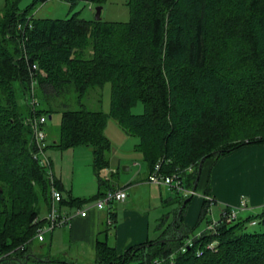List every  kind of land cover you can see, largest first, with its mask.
Here are the masks:
<instances>
[{"label":"trees","instance_id":"1","mask_svg":"<svg viewBox=\"0 0 264 264\" xmlns=\"http://www.w3.org/2000/svg\"><path fill=\"white\" fill-rule=\"evenodd\" d=\"M77 1L69 0L70 5ZM86 1L102 5L106 0ZM127 3L130 16L122 21L84 18L77 11L36 17L30 4L20 8L7 0L0 10V264L23 261L37 226L45 222L36 205L41 197L48 198L49 168L31 146V123L39 114L62 108L58 138L51 144L90 146L99 186L105 181L101 173L108 139L103 129L108 116L137 136L134 148L150 171L159 162L162 172H181L184 184L193 189L207 157L245 143H264V0ZM15 39L27 57L16 58ZM33 63L41 68L40 75ZM105 82L111 84L109 111L87 108L81 96ZM70 92L76 93L79 106L64 101L51 107L49 98ZM137 102L142 111L133 112ZM24 109L30 124L24 122ZM189 165L191 171L186 170ZM54 183L61 192L59 209L65 199L79 204L104 192L99 188L93 196L79 198L67 191L63 197L57 178ZM188 196L175 194L178 207L168 234L119 254L108 237L115 209L107 207L94 263L264 264V208L231 221L221 213L215 229L192 235L182 223ZM203 202L200 217L206 212L207 200ZM250 224L262 228L251 229ZM212 240L217 243L210 247Z\"/></svg>","mask_w":264,"mask_h":264},{"label":"crops","instance_id":"2","mask_svg":"<svg viewBox=\"0 0 264 264\" xmlns=\"http://www.w3.org/2000/svg\"><path fill=\"white\" fill-rule=\"evenodd\" d=\"M86 147L90 148V146ZM92 157L93 153L90 154L89 161L92 171L89 178L92 186L87 191L84 190L85 186L77 191L72 185L68 194L72 197L85 198L98 193L99 188L100 191H105L110 187L128 185L126 198L110 205L115 209V219L109 224L108 237L110 243L115 246L117 254L148 238L158 236L161 230V217L165 214L162 213L161 206L175 202L177 206L173 209L174 213L178 207L175 194L164 184L148 181L149 166L146 163L143 166L137 160L134 161L136 169L133 177L119 173L115 176L117 173L115 159L109 150L105 152L106 167L101 173L105 181L99 186L92 166ZM125 168L130 169V165H125ZM56 178L64 197L66 194H64L62 177L56 176ZM196 180L194 192L188 196L182 217L183 226L189 230L188 232L193 229L196 231L195 227L203 222V226L192 235L206 230L212 219L220 218L225 206H238L243 198L247 206L240 210L246 211L244 214L261 212L259 208L264 201V143H245L219 156L207 157L199 165ZM168 194L169 196L164 198ZM205 194L212 195L215 200L210 207L206 202V212L200 217L205 205L203 202ZM93 199L95 198L79 204H72L65 199L59 204L61 214L68 215V219L45 232L43 240L46 239V233H49L50 250L47 255L40 257L41 261L50 262L56 257L61 264H95L96 239L100 228L104 226L107 207L97 208L92 204ZM87 206L88 211L85 215L78 213L80 208ZM47 211L48 207L41 210L39 216L45 219ZM166 219L168 221V218ZM31 255L37 254L33 250L29 251L23 261L16 259L15 262L27 263ZM66 258L74 261H68Z\"/></svg>","mask_w":264,"mask_h":264},{"label":"rangeland","instance_id":"3","mask_svg":"<svg viewBox=\"0 0 264 264\" xmlns=\"http://www.w3.org/2000/svg\"><path fill=\"white\" fill-rule=\"evenodd\" d=\"M8 2H14L16 6L20 8H24L29 5V10L34 12L36 17H66L71 15L73 12L77 11L78 15L84 18H92L94 17L95 12V4L88 2L86 0H78L73 5H70L69 0H43V1H34V0H7ZM6 0H0V10L3 9ZM130 16V9L127 3V0H106L102 4L100 17L103 20H113V21H122L127 20ZM15 44L17 46L16 58H20L24 55V57L28 56L23 49V44L18 42L15 39ZM41 73V68H39V75ZM17 84V82H16ZM76 93H62L57 97L49 98L52 103V108L57 107L58 104H61L64 101H69L72 103L73 107L79 106V103L76 102ZM81 102L87 107L91 109L102 110L104 112H108L110 109L111 103V84L110 82H105L102 86H94L90 87L86 90V92L81 96ZM41 106L45 107V103H42ZM142 103L137 102L132 106L133 112L142 111ZM61 109L57 107L54 111L46 112V121L44 122V130L46 133L45 145L43 146V150L48 157V160L51 164V171L54 173L52 178L49 176V173L45 174L47 179V193L48 198L43 199L42 197L37 202V207L41 210L46 209L49 206L50 192L51 186L56 180V176H61L62 181L64 183V194L72 187L75 190H79L85 186L84 190H88L91 186V165H90V154H92V148H87L86 146H70V147H61L57 145H52L51 142L58 138L59 133V124L61 123ZM43 109L40 111L42 112ZM44 112V111H43ZM26 116L24 122L29 123L30 115L27 109L23 111ZM30 124V123H29ZM104 134L108 139V148L110 154L114 155L115 159V167L117 168V173L120 175H126L129 177H133L135 173L136 167L134 166V161H139L143 166L145 162L143 161L140 152L135 150L134 144L138 141L137 136L129 135L123 131L119 123L111 116L107 117L105 126H104ZM34 139V137H33ZM32 147H36L35 141L31 143ZM36 151V149H35ZM45 156V155H44ZM43 155H39L40 161L44 163L49 169L50 166L47 164L46 159ZM45 156V157H46ZM123 159V161L121 160ZM126 159V160H124ZM118 161V162H117ZM129 164L130 169L127 170L125 165ZM192 166L189 165L187 167V171H191ZM52 173V174H53ZM56 186V184L54 183ZM171 191V190H170ZM172 192V191H171ZM173 194H176L173 192ZM166 195L164 196L167 197ZM94 200V199H93ZM92 200V202H93ZM175 202L163 204L161 206V211L163 214L162 217L165 219L161 221V230L158 233V236H162L164 234H168L166 229L168 228V222L173 217V209L176 207ZM263 210V206L259 208ZM246 210V208L244 209ZM239 218L243 216H247L246 211H242L239 209ZM256 213V212H255ZM253 213V214H255ZM44 212L42 213V215ZM161 217V220H162ZM168 218V221L167 219ZM163 222V223H162ZM167 225V227H166ZM203 226V222H200L198 227L196 226V231ZM192 227V226H191ZM252 228H262V225L256 224L249 226ZM196 231L191 230L189 233H195ZM171 231H169L170 233ZM213 241V240H212ZM210 241V242H212ZM50 235L46 233V239L43 241L38 240L37 238H32L29 243V251H35L37 255H31L29 261L23 264H61L56 257L52 258L53 260L50 262L41 261L40 257H43L48 254L50 250ZM64 259V258H61ZM68 261H74L71 258H66ZM67 264V263H65ZM128 264H135L133 261Z\"/></svg>","mask_w":264,"mask_h":264},{"label":"built area","instance_id":"4","mask_svg":"<svg viewBox=\"0 0 264 264\" xmlns=\"http://www.w3.org/2000/svg\"><path fill=\"white\" fill-rule=\"evenodd\" d=\"M30 25V23H29ZM19 27H22V24H18ZM33 69H39L38 65L36 63L32 64ZM36 76H32L30 84L33 85L32 88H34V83L36 82ZM33 94V90L30 92ZM31 101H34V97L31 96L30 98ZM46 120V115L45 114H39L37 117H34L32 120V128H33V137L34 141L36 143V150L34 153V156H37L38 153L40 155H45V152L43 150V146L45 145V138H46V133L43 128V123ZM44 158L46 161H48V157L46 156ZM189 167V166H188ZM49 176L52 178V171L49 169L48 171ZM147 180L150 182L158 183V184H164L166 185L172 192L175 193H180L182 195H189L194 192V189L191 187H187L182 179L181 172L175 171L171 173H164L160 170V163L157 162L154 165L153 170H151L148 173ZM128 194V185H122V186H116V187H110L106 189L100 196L96 197L93 201V205L96 206L97 208H105L110 206L113 202L115 201H123ZM50 206L49 209L46 213L45 216V222L36 228V232L34 237L37 238L38 240H43L44 234L46 231L53 229L55 226L60 225L64 222L67 221L68 215L61 214L59 207H58V201L61 199V192L58 188L55 186H51V192H50ZM205 199L207 202H209V207L211 204L214 202L215 198L212 195H204ZM247 206L245 198L242 199L241 204L236 206V205H228L225 206L222 210V215L226 217L229 221L232 219L236 218L239 213V209L244 208ZM262 206L264 208V201L262 203ZM88 211V206L84 208H80L78 210V213L81 215H85ZM107 221L109 223L112 222V219L110 217L107 218ZM220 222V219H212L207 225V228L209 229H215L218 223ZM189 243L191 239L189 238L187 240ZM217 243V240H213L210 242L209 245L210 247L215 246ZM184 246H181V249H183Z\"/></svg>","mask_w":264,"mask_h":264},{"label":"water","instance_id":"5","mask_svg":"<svg viewBox=\"0 0 264 264\" xmlns=\"http://www.w3.org/2000/svg\"><path fill=\"white\" fill-rule=\"evenodd\" d=\"M101 9H102V5L101 4H96L95 5L94 18H100Z\"/></svg>","mask_w":264,"mask_h":264}]
</instances>
